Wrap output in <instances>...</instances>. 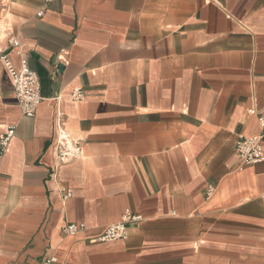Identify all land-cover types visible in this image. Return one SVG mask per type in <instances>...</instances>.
<instances>
[{"label": "crops", "instance_id": "1", "mask_svg": "<svg viewBox=\"0 0 264 264\" xmlns=\"http://www.w3.org/2000/svg\"><path fill=\"white\" fill-rule=\"evenodd\" d=\"M5 31L43 100L24 117L0 57V264H264V163L236 151L264 117V0H0L19 69ZM58 109L83 141L67 164ZM126 210V241L93 239Z\"/></svg>", "mask_w": 264, "mask_h": 264}, {"label": "built area", "instance_id": "2", "mask_svg": "<svg viewBox=\"0 0 264 264\" xmlns=\"http://www.w3.org/2000/svg\"><path fill=\"white\" fill-rule=\"evenodd\" d=\"M52 1V0H47ZM8 11L7 5L3 7ZM42 13L38 16L41 17ZM5 38L8 45L18 49L17 55L21 59L20 68L17 69L8 55L4 51H0V57L14 82L15 94L21 108L22 114L27 118H34L37 110L42 103L41 82L38 75L29 67L27 61L22 57V51L19 49L20 44L16 36L9 31H5ZM85 98V94L81 89H75L71 92L73 101H80ZM252 113V111H251ZM261 133L254 137H242L236 144V151L241 161L239 170H243L247 166L264 163V117L259 119ZM57 141H56V157L59 164H67L72 160L80 159L82 156L83 141L74 137L65 127V115L58 109L56 117ZM16 127H9L7 132L0 137V162L6 154L8 147L15 136ZM215 192L213 187L207 189V197H211ZM62 197L66 201L72 197L70 189L61 190ZM141 216L133 214L130 210H126L122 220L118 223L107 226L98 235L93 237L97 242H113L129 238V226L139 223ZM84 224H67L62 227V234L65 236H76L78 233L85 231ZM58 258L55 256H46L33 264H57Z\"/></svg>", "mask_w": 264, "mask_h": 264}]
</instances>
